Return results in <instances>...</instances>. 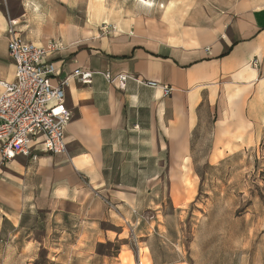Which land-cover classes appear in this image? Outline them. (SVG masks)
I'll list each match as a JSON object with an SVG mask.
<instances>
[{"label": "crops", "instance_id": "1", "mask_svg": "<svg viewBox=\"0 0 264 264\" xmlns=\"http://www.w3.org/2000/svg\"><path fill=\"white\" fill-rule=\"evenodd\" d=\"M9 17L25 40L62 44L44 59L53 84L76 69L93 78L69 77L66 152L0 163V264H235L241 251L211 249L226 234L201 233L210 213L191 218L187 244L165 195L202 210L205 168L264 140V0H0L4 81L16 72Z\"/></svg>", "mask_w": 264, "mask_h": 264}, {"label": "built area", "instance_id": "2", "mask_svg": "<svg viewBox=\"0 0 264 264\" xmlns=\"http://www.w3.org/2000/svg\"><path fill=\"white\" fill-rule=\"evenodd\" d=\"M17 20L8 18L9 55L16 65L12 81L0 80L3 91L0 95V163H7L17 156L36 159V146L50 153L67 151L64 128L72 121L74 114L66 104L65 89L70 76L78 77L84 84H90L93 72L76 69L71 75L53 84L57 73L54 63L44 59L48 52L62 48L52 42L48 47L25 40L17 30ZM113 81L110 73H105ZM131 76L116 77L120 88L126 87ZM138 83L157 87L156 81L132 77ZM166 95L172 87L163 86Z\"/></svg>", "mask_w": 264, "mask_h": 264}, {"label": "rangeland", "instance_id": "3", "mask_svg": "<svg viewBox=\"0 0 264 264\" xmlns=\"http://www.w3.org/2000/svg\"><path fill=\"white\" fill-rule=\"evenodd\" d=\"M6 4V0H3ZM255 148V149H254ZM252 147L245 158L233 157V160L221 163L218 167H206L210 171L198 196L199 208L189 205L183 210H175L170 198L165 195V217L177 231L179 225L186 221L185 238L187 244L193 236L191 218H199L205 212L215 219L211 231L209 225L202 229V234L217 231L219 235H227L211 243V249L216 246L218 251L232 249L241 251L235 255V264L243 257L249 264H260L264 258L258 257V239L264 235V140L257 147ZM204 168V167H203ZM207 184V186H206ZM231 188H223V185ZM173 191V190H172ZM178 191L172 193L175 204L179 201ZM207 202L209 206H203ZM202 242L201 244H205ZM188 246V245H187ZM249 254V258L244 254Z\"/></svg>", "mask_w": 264, "mask_h": 264}]
</instances>
